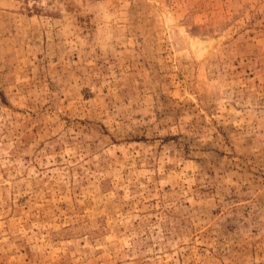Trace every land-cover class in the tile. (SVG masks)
Returning <instances> with one entry per match:
<instances>
[{"label": "rangeland", "instance_id": "obj_1", "mask_svg": "<svg viewBox=\"0 0 264 264\" xmlns=\"http://www.w3.org/2000/svg\"><path fill=\"white\" fill-rule=\"evenodd\" d=\"M0 264H264V0H0Z\"/></svg>", "mask_w": 264, "mask_h": 264}]
</instances>
